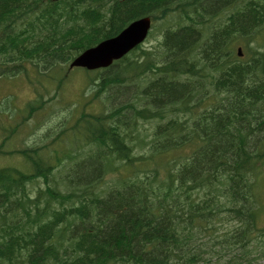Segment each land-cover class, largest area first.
<instances>
[{
  "label": "trees",
  "instance_id": "16d2710c",
  "mask_svg": "<svg viewBox=\"0 0 264 264\" xmlns=\"http://www.w3.org/2000/svg\"><path fill=\"white\" fill-rule=\"evenodd\" d=\"M144 17L154 50L69 70ZM31 73L54 94L26 105L24 122L47 109L43 136L19 149L3 128L19 164L0 165V264L257 263L264 0H0V79Z\"/></svg>",
  "mask_w": 264,
  "mask_h": 264
},
{
  "label": "rangeland",
  "instance_id": "374dc122",
  "mask_svg": "<svg viewBox=\"0 0 264 264\" xmlns=\"http://www.w3.org/2000/svg\"><path fill=\"white\" fill-rule=\"evenodd\" d=\"M162 22V21H161ZM161 27V24L158 23L157 28ZM160 38V33L158 31L155 32L152 38H150L146 44L144 45V49L148 50H154L158 45V39ZM152 53V52H151ZM83 73H77L74 75L72 79V83L70 84V87L73 91H70V103H73L76 101V95L79 92L78 89L84 88V83L82 84L81 75ZM30 76L33 78V82H30L26 76L20 75L18 78L13 79H7V78H1L0 79V139L4 137L3 128H17V134L12 137V140L10 141L9 145H13L15 148H23L27 144H31L35 136L33 133L36 131L37 135L43 136L45 133V128L48 124V122L45 121L47 119L45 117L47 113V109H44L41 111L37 117L27 120L24 122V116L27 114L26 112V105L28 103H34L35 104V98H39L40 95L45 100L49 99V95L47 93V89L50 90V95L53 96L54 92V84H51L49 81H47L45 78H42L37 73H31ZM42 83L45 88L40 84ZM56 85V83H55ZM53 89V90H52ZM76 90V91H75ZM81 93V92H79ZM85 95L89 96V93L85 90ZM72 104V105H73ZM48 109H50V102L47 104ZM47 116V115H46ZM39 123V124H38ZM59 127V126H58ZM8 158L6 160L0 159V165L5 164H11V165H17V160ZM19 164V163H18ZM260 197L259 201L262 202L263 206V213H262V220H260L259 226L264 229V184L263 188H260ZM261 198V199H260ZM226 223V222H225ZM228 227H235L236 223L234 224L227 223V225H220L222 231H224V228L227 229ZM201 242L205 239V241L209 240V235L207 236L205 233H201ZM259 245L262 247L259 248V251L252 252V257H259V260L256 264H264V257L261 256L262 249L264 250V236L260 237L259 235ZM255 243V240H253L252 244ZM233 253L239 258H244L242 256V253L240 250H225L223 253L218 256L217 258H214L213 264H216L217 260L223 259V261H228ZM227 255V256H226ZM212 254L206 253L204 254V257L206 259L210 260V257ZM226 256V257H224ZM260 257H262L260 259ZM242 262V261H241Z\"/></svg>",
  "mask_w": 264,
  "mask_h": 264
},
{
  "label": "water",
  "instance_id": "95a60500",
  "mask_svg": "<svg viewBox=\"0 0 264 264\" xmlns=\"http://www.w3.org/2000/svg\"><path fill=\"white\" fill-rule=\"evenodd\" d=\"M151 19L143 18L133 22L117 37L105 40L89 49L77 58L71 67H83L96 70L109 67L115 60H120L147 38ZM239 55L242 56L241 49Z\"/></svg>",
  "mask_w": 264,
  "mask_h": 264
},
{
  "label": "bare ground",
  "instance_id": "6f19581e",
  "mask_svg": "<svg viewBox=\"0 0 264 264\" xmlns=\"http://www.w3.org/2000/svg\"><path fill=\"white\" fill-rule=\"evenodd\" d=\"M132 23H133V22H132ZM132 23H131V24H132ZM131 24H130V25H131ZM58 166H59V165H58ZM64 167H65V166H64ZM66 177H67V176H66ZM114 202H115V201H114ZM84 205H85V204H84ZM82 209H83V208H82ZM110 212H111V211H110ZM113 218H114V217H113ZM103 219H104V218H103ZM9 233H10V232H9ZM171 236H172V235H171ZM86 237H87V236H86ZM83 242H84V241H83ZM12 258H13V257H12ZM91 262H92V261H91Z\"/></svg>",
  "mask_w": 264,
  "mask_h": 264
}]
</instances>
